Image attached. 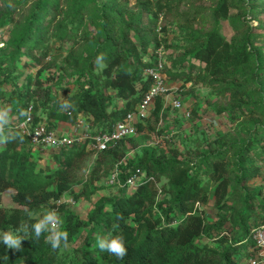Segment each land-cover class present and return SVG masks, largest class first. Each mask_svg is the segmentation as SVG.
<instances>
[{
  "label": "trees",
  "instance_id": "obj_1",
  "mask_svg": "<svg viewBox=\"0 0 264 264\" xmlns=\"http://www.w3.org/2000/svg\"><path fill=\"white\" fill-rule=\"evenodd\" d=\"M18 2L19 6L30 5L28 16L0 52V62L4 63L0 65V103L18 121L23 119L28 105H33L35 122H42L35 104L38 98L54 104L51 118L74 125L82 116L92 131L111 129L136 109L152 85L145 69L154 63L152 53L160 46L157 36H150L154 33L153 22L145 23L143 15L131 14L127 4L120 0ZM143 5L146 11H153V2ZM254 5L247 0H215L214 27L204 34L190 30L186 48L187 55L196 61L190 65L186 82L227 96L228 109L236 115L238 111L244 113L251 121L246 142L223 148L215 140L214 145L194 157L175 151L176 158H167L164 153L143 149L136 161L128 156L126 145L136 136L98 153L85 142L55 150L56 165L46 168L37 165L36 155L42 153L30 144L27 135L14 124L3 126L0 194L13 190L12 201L17 206L5 207L0 203V236L18 233L22 244L19 250L9 249L0 240V264H239L244 245L255 247L250 237L251 214L239 209L232 215L234 209L229 202L234 193L241 191L240 182L261 173L254 163V171H243L244 160L253 156L264 162V46L258 43L264 34L257 32L260 24L249 25V18L264 16V7ZM166 6L168 3L159 2L158 12ZM5 17L8 14L0 11V26ZM227 20L235 30L230 39L220 32V22ZM52 39L68 46L66 63L75 70V91L62 85L63 97H59V90L51 95V88L43 87L40 75L33 89L29 75L22 79L19 72L33 66L40 67L37 72L41 74L47 68L44 66ZM176 76L179 75H173ZM69 100L76 106L74 111ZM162 106L159 96L149 117L155 114L159 120ZM61 108L67 110L63 113ZM145 121L138 124L137 135ZM233 150L240 151L243 158L230 159ZM92 154L96 159L90 171L91 181L112 173L116 166L122 182L139 172L140 179L132 190L119 187L122 194L100 197L86 218L59 205L68 225V238L53 248L48 240L51 232L42 231L37 237L32 226L39 222L38 213L54 206L73 188L86 158ZM238 163L242 174L234 175ZM255 197L250 195V200ZM211 203L216 217L209 224L204 207ZM228 222L239 226L244 237L236 232L233 244L225 251L205 243L213 230L225 229ZM82 230L85 233L81 244L62 256L64 245ZM115 237L123 240L126 254L122 258L98 246V238Z\"/></svg>",
  "mask_w": 264,
  "mask_h": 264
},
{
  "label": "rangeland",
  "instance_id": "obj_2",
  "mask_svg": "<svg viewBox=\"0 0 264 264\" xmlns=\"http://www.w3.org/2000/svg\"><path fill=\"white\" fill-rule=\"evenodd\" d=\"M127 4L128 10L133 15H143L145 23L153 22L154 33L160 41V46L165 52L166 70L165 74L169 87H177L179 91L173 95L162 96V109L159 113V120H156L155 114H151L149 119L142 125V130L136 138L126 142L128 146V156L136 161L137 155L142 153L143 149L154 150L156 153H164L167 158H176L175 151L189 156H196L197 153H202L207 147L213 144V141L218 140L221 147L226 148L232 143H243L248 140V129L252 127L251 121L247 116L238 111L237 115L228 109V97H223L217 94L214 90L202 86L201 84L193 85L192 82H186V77L190 73V65L196 63L186 53V48L189 44L190 30L198 31L204 34L214 27L212 19V11L215 5V0H120ZM146 1L153 2V11L145 10L143 3ZM103 1H101L102 3ZM168 3V6L162 12H158V3ZM250 3H256L254 7H264V0H247ZM18 0H0V11L3 14H8L5 17L4 24L0 26V52L8 46L12 36L18 31L25 18L29 13V6H19ZM157 13V14H155ZM234 13V12H233ZM232 13V15H234ZM194 20L195 22H190ZM260 24V26H259ZM249 25L258 27V33L264 34V16L252 20L249 18ZM165 27V30L164 28ZM220 32L230 39L235 30L230 24V21L220 22ZM256 32V31H255ZM139 43V42H137ZM154 43V42H153ZM258 43L264 46V36L258 38ZM51 45L50 55L46 59V69L38 74L35 67H28L20 70L22 79L25 76L30 77L31 86L36 88L37 77H41L43 87L51 88V95L55 96L56 90H59V97L64 96L61 86H69L75 91L74 83L75 70L69 67L66 63L68 46L64 43H57L55 39L50 40ZM157 48V49H158ZM156 50V49H155ZM154 50V51H155ZM0 65L4 63L0 62ZM24 74V76H23ZM173 75H179L173 77ZM182 75V76H181ZM70 94H68L69 96ZM180 98L184 107L191 111L189 117H184L179 110L172 107L173 98ZM37 114L42 122L53 124L57 123V118H51L50 112L54 107L51 101L42 99L35 100ZM71 109L74 111L76 106L72 100L68 101ZM5 109L9 112L8 108ZM66 108H61L64 113ZM244 126V127H243ZM134 144H137L135 148ZM76 147L70 146L66 148ZM241 150V149H240ZM44 154L37 153V165L41 167L55 166L53 156L56 154L52 150L44 149ZM39 154V155H38ZM243 158L241 152L234 153L230 151V159L237 160ZM95 154L86 158L82 171L79 174V180L74 184L73 188L64 193L51 208L44 209L38 213L37 218L42 220L44 216L54 211L60 221L59 230L67 231V223L64 219V214L60 212L59 205H65V210L74 213L80 218L86 216L93 209L96 201L100 197H111L122 194L115 183L110 180V172L102 176L100 180L91 181L90 171L95 162ZM243 171H254V164L260 167L261 173L255 177L246 178L240 182L241 191L234 193L233 200L229 202L234 209L231 214H237L239 209H244L251 214L250 227L259 225L264 222V162L259 161L253 156H249L244 160ZM254 163V164H253ZM121 164V163H120ZM125 166V165H124ZM235 174H242L240 171L241 165H235ZM206 181V178L204 179ZM13 190H8L0 194V203L5 207L17 206L12 201ZM250 195H256L254 200H250ZM257 195H260L257 198ZM246 199H249L247 201ZM248 203H253L247 208ZM216 210L212 203L204 207V215L207 223L212 224ZM226 228L221 230H213L206 238L205 243L211 247H216L225 251L228 246L233 243V235L239 232L236 224L227 223ZM85 230H82L70 243L64 245L62 256L72 251L81 244L82 236ZM14 234V233H13ZM237 235V234H236ZM244 237V236H243ZM242 237V238H243ZM241 238V239H242ZM22 244V243H21ZM239 264H245L247 256L253 250L252 244H245ZM245 260V261H244Z\"/></svg>",
  "mask_w": 264,
  "mask_h": 264
},
{
  "label": "built area",
  "instance_id": "obj_3",
  "mask_svg": "<svg viewBox=\"0 0 264 264\" xmlns=\"http://www.w3.org/2000/svg\"><path fill=\"white\" fill-rule=\"evenodd\" d=\"M153 64L147 66L145 75L152 79L150 89L145 93L136 109L128 112L126 116L117 121L111 129H91L86 119L79 116L73 133H62L49 126L45 122H35L34 106L28 105L23 119L14 124L15 128L20 129L23 135H27L30 144L37 152L44 153V149L59 150L64 147L80 145L87 142L88 148L95 153L105 151L119 141L132 138L138 134V124L144 122L150 115L152 105L159 96H169L177 93V87H169L165 74L166 58L162 48L156 49L152 53ZM151 57V59H152ZM172 107L179 110L184 117H189L191 111L187 110L180 98L172 100ZM1 130V129H0ZM119 167L110 174L111 182L120 188L134 189L140 179L141 172L129 176L125 183L119 179ZM60 226V225H59ZM251 239L255 247L247 256L245 264H264V223L251 228Z\"/></svg>",
  "mask_w": 264,
  "mask_h": 264
},
{
  "label": "clouds",
  "instance_id": "obj_4",
  "mask_svg": "<svg viewBox=\"0 0 264 264\" xmlns=\"http://www.w3.org/2000/svg\"><path fill=\"white\" fill-rule=\"evenodd\" d=\"M23 115V113H21ZM7 123L6 119H0V125ZM60 221L54 211L48 212L42 220L35 223L32 227L35 229L36 236L39 237L42 231H50L51 235L48 240L51 241L53 248L59 246L60 241L63 239L67 241L68 233L59 230ZM2 243L7 245L9 249L19 250L22 243V238L19 234H13L12 232H6L0 236ZM98 246L104 251L115 254L118 258H122L126 254V249L121 237H115L112 239L98 238Z\"/></svg>",
  "mask_w": 264,
  "mask_h": 264
},
{
  "label": "crops",
  "instance_id": "obj_5",
  "mask_svg": "<svg viewBox=\"0 0 264 264\" xmlns=\"http://www.w3.org/2000/svg\"><path fill=\"white\" fill-rule=\"evenodd\" d=\"M16 118L17 117L15 115L11 114L10 111L8 112L5 109V106L0 103V119L7 120V123L0 125V129H2L5 124H11V125L16 124V122H18V119ZM49 126L59 132L69 133V134H72L75 128V126L67 122H59V121L57 123L49 124ZM1 144H2V141H0V146Z\"/></svg>",
  "mask_w": 264,
  "mask_h": 264
}]
</instances>
